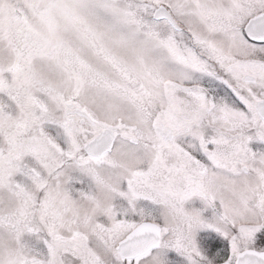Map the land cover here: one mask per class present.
<instances>
[{
	"label": "snow or ice",
	"instance_id": "1",
	"mask_svg": "<svg viewBox=\"0 0 264 264\" xmlns=\"http://www.w3.org/2000/svg\"><path fill=\"white\" fill-rule=\"evenodd\" d=\"M0 264H264V0H0Z\"/></svg>",
	"mask_w": 264,
	"mask_h": 264
}]
</instances>
